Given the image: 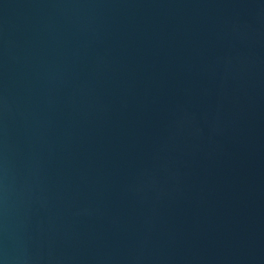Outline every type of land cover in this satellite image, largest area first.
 <instances>
[{
  "label": "water",
  "instance_id": "95a60500",
  "mask_svg": "<svg viewBox=\"0 0 264 264\" xmlns=\"http://www.w3.org/2000/svg\"><path fill=\"white\" fill-rule=\"evenodd\" d=\"M0 264H264V0H0Z\"/></svg>",
  "mask_w": 264,
  "mask_h": 264
}]
</instances>
